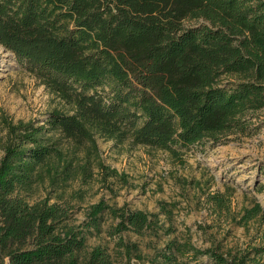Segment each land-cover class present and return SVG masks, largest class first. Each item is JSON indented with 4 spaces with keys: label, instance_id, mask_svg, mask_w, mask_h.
<instances>
[{
    "label": "trees",
    "instance_id": "1",
    "mask_svg": "<svg viewBox=\"0 0 264 264\" xmlns=\"http://www.w3.org/2000/svg\"><path fill=\"white\" fill-rule=\"evenodd\" d=\"M0 45L69 106L51 110L42 123L2 119L0 264L143 258L121 237L120 260L101 246L86 253L84 229L98 227L107 210L117 218L115 234L141 233L151 227L147 213L100 200L76 225L68 221V203L29 200L40 168L51 158L64 161L54 134L87 157L97 155L96 133L176 155L180 147L248 133L264 108V0H0ZM70 172L53 179L65 181ZM210 199L227 209L222 195ZM259 210H246V219ZM201 255L215 264H246L243 255L196 248L188 239L167 242L155 257L189 264Z\"/></svg>",
    "mask_w": 264,
    "mask_h": 264
},
{
    "label": "rangeland",
    "instance_id": "2",
    "mask_svg": "<svg viewBox=\"0 0 264 264\" xmlns=\"http://www.w3.org/2000/svg\"><path fill=\"white\" fill-rule=\"evenodd\" d=\"M53 109L67 112L69 106L0 45V156L6 133L3 118L42 123ZM250 128L248 133H233L220 142L180 147L176 155L96 133L97 155L87 157L56 133L64 161L51 158L40 168L42 176L34 183L29 200L68 203V221L76 225L88 220L91 205L100 200L149 215L151 227L141 233L115 234L112 228L117 218L104 210L98 227L84 229L86 253L101 246L120 260L123 248L117 242L121 237L136 244L143 256L136 259L131 254L130 264H161L155 256L167 242L188 239L196 248L214 246L223 253L243 255L246 264H264V108L254 113ZM99 163L115 172L106 175ZM70 169L65 181L59 176L53 179L55 173ZM211 195H222L227 209L216 208ZM256 204L259 212L247 220L246 210ZM189 264L215 263L201 255Z\"/></svg>",
    "mask_w": 264,
    "mask_h": 264
}]
</instances>
